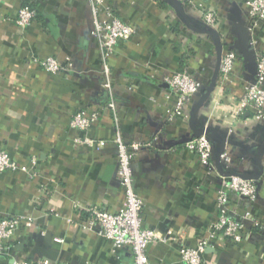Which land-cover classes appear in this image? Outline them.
Wrapping results in <instances>:
<instances>
[{
    "label": "crops",
    "instance_id": "1",
    "mask_svg": "<svg viewBox=\"0 0 264 264\" xmlns=\"http://www.w3.org/2000/svg\"><path fill=\"white\" fill-rule=\"evenodd\" d=\"M115 13L131 22L136 33L109 57L123 136L128 142L150 143L133 160L135 186L143 198L144 224L179 240L148 248L151 264H185L182 244L195 246L218 222L217 199L223 189L221 171L256 176L264 154V122L254 110L237 111L246 86L255 80L257 53L264 50V25L250 44L249 18L242 0H196L218 15L208 27L197 3L168 0H107ZM26 2L38 12L22 29L16 23ZM212 28L213 31H209ZM94 17L87 0H0V149L33 171L0 174V215L28 216L32 228L13 236L9 256L48 259L52 264H133L128 247L113 243L86 226L88 214L75 204L118 211L124 205L117 171L112 118L106 112L87 131L71 127L73 115L103 105V61L93 36ZM238 54L230 80L216 82L221 54ZM35 56L63 62L58 74L44 70ZM70 58L72 65L67 64ZM187 68L202 89L187 102L183 115L169 120L177 98L165 77ZM207 131L214 144L209 168L185 141ZM107 139L102 148L75 142L77 137ZM225 145L231 160L218 158ZM229 193L231 213L244 221L245 239L212 241L205 264H264V172L259 196L251 203ZM56 238L63 241L57 243Z\"/></svg>",
    "mask_w": 264,
    "mask_h": 264
},
{
    "label": "built area",
    "instance_id": "2",
    "mask_svg": "<svg viewBox=\"0 0 264 264\" xmlns=\"http://www.w3.org/2000/svg\"><path fill=\"white\" fill-rule=\"evenodd\" d=\"M94 17L93 36L98 42L104 74V88L107 92L105 103L98 108L85 109L76 112L71 119V127L80 131H87L94 124L100 123L102 117L107 112L112 118L114 135L111 142L117 148L118 171L117 179L124 193V205L118 211L95 206L81 207L75 204L77 209H82L88 216L85 222L90 229L98 227V234L113 243L115 250L128 247L133 254V264H151L148 248L155 243H167L179 240L180 232L169 230L165 235L157 233L144 224L143 198L136 191L135 177L133 170V160L145 145L141 141L128 142L123 136L121 127V116L115 97L113 72L109 63V57L114 53L118 45L122 42H129L136 33L135 26L122 20L116 13L113 6L107 0H87ZM182 4L197 3L196 0H179ZM246 7V14L249 18V31L253 38L250 42L252 46L259 43L256 34L264 25V0H242ZM202 15V19L208 27H215L218 22V15L213 9H209L197 3ZM37 9L30 4L22 6L16 18L17 25L25 29L36 19ZM238 54L234 50L225 51L220 63V82L226 83L230 80L234 71ZM68 58L67 64L72 65ZM34 61L44 70L58 74L65 69L64 64L56 57H38ZM257 70L255 80L245 88V94L241 99V105L237 113L244 114L248 109L254 110V118L264 122V50L257 53ZM165 81L177 98V107L169 116L173 120L183 115V110L190 101L202 89L201 79L183 67L172 76L165 77ZM110 140L96 139L93 137H77L75 142L86 144L91 147H105ZM187 149L195 151L201 161L208 166H212V155L214 144L211 137L203 133L197 137L185 141ZM221 160L229 162L231 157L224 150ZM36 163V158L32 159V166H20L5 150L0 149V174L8 171L32 172ZM264 167V154L262 158ZM223 189L219 192L217 208L219 213L218 222L207 235L199 238L195 246L182 244L180 248L181 260L185 264H205V253L211 246L212 241L231 240L234 243H241L245 239L246 225L244 221L253 220L254 224L260 226L251 212H246L242 218L231 213L229 206V191L246 198L251 203L255 202L259 196V179H248L239 175H221ZM35 222L31 217L23 215H0V256H9L13 248L12 239L15 233L21 228H32ZM57 243L62 242L61 238H56ZM11 264H52L48 259L37 261L30 259H15ZM56 264H68L59 262Z\"/></svg>",
    "mask_w": 264,
    "mask_h": 264
},
{
    "label": "water",
    "instance_id": "3",
    "mask_svg": "<svg viewBox=\"0 0 264 264\" xmlns=\"http://www.w3.org/2000/svg\"><path fill=\"white\" fill-rule=\"evenodd\" d=\"M168 1H172V2H174L175 4H177V5L181 8V4H182V3H181L179 0H168ZM208 30H209V31H213L212 28H208ZM221 59H222V54H221V56H220V61H219V66H218V73H217L216 79L214 80V83L216 82V80L218 79L219 74H220V63H221ZM255 68H256V70H257V63H256V62H255ZM255 72H256V71H255ZM203 133L208 134L207 131H204ZM203 133H201V134H203ZM201 134H199V135H201ZM199 135H198V136H199ZM208 135H209V134H208ZM209 136H210V135H209ZM224 150H225V145L222 147L221 152H220V155H219V158H218V163H219V164H220V162H221V154L224 152ZM263 172H264V167H263V165H262V162H260V173H259L258 175H256V176H248V175H243V174H240V173H230V172H228V171H221V173H222L223 175H239V176H243V177L248 178V179H259Z\"/></svg>",
    "mask_w": 264,
    "mask_h": 264
},
{
    "label": "trees",
    "instance_id": "4",
    "mask_svg": "<svg viewBox=\"0 0 264 264\" xmlns=\"http://www.w3.org/2000/svg\"><path fill=\"white\" fill-rule=\"evenodd\" d=\"M27 4H30L31 6H33V5H32L31 3H29V2H26V3H25V5H27ZM33 7H34V6H33Z\"/></svg>",
    "mask_w": 264,
    "mask_h": 264
}]
</instances>
